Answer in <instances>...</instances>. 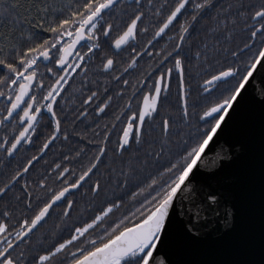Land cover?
<instances>
[{
	"label": "snow or ice",
	"instance_id": "snow-or-ice-1",
	"mask_svg": "<svg viewBox=\"0 0 264 264\" xmlns=\"http://www.w3.org/2000/svg\"><path fill=\"white\" fill-rule=\"evenodd\" d=\"M254 117L264 0H0V264H194Z\"/></svg>",
	"mask_w": 264,
	"mask_h": 264
},
{
	"label": "water",
	"instance_id": "water-1",
	"mask_svg": "<svg viewBox=\"0 0 264 264\" xmlns=\"http://www.w3.org/2000/svg\"><path fill=\"white\" fill-rule=\"evenodd\" d=\"M228 139L243 147L210 179L230 188L234 219L225 226L210 217L200 242L176 250L174 259L194 264H264V144L258 117L234 127Z\"/></svg>",
	"mask_w": 264,
	"mask_h": 264
}]
</instances>
